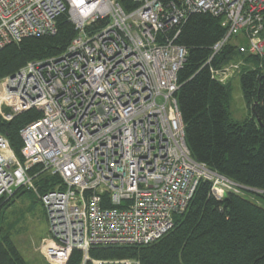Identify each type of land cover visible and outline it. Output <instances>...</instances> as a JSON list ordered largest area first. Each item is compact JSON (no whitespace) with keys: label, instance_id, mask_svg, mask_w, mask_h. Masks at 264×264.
Instances as JSON below:
<instances>
[{"label":"built area","instance_id":"2783aa9c","mask_svg":"<svg viewBox=\"0 0 264 264\" xmlns=\"http://www.w3.org/2000/svg\"><path fill=\"white\" fill-rule=\"evenodd\" d=\"M126 2L127 9L120 0H0V49L55 34L60 15L76 31L59 55L0 79L2 118L41 114L19 131L20 158L0 134V198L22 188L39 199L44 254L54 264H66L74 249L80 264H139L90 250L158 240L201 180L217 200L246 188L191 155L176 97L188 52L176 39L190 14L218 18L225 32L203 66L224 84L239 69L211 65L225 45L243 37L239 49L264 57V0ZM50 177L58 181L41 192L39 180Z\"/></svg>","mask_w":264,"mask_h":264},{"label":"trees","instance_id":"16d2710c","mask_svg":"<svg viewBox=\"0 0 264 264\" xmlns=\"http://www.w3.org/2000/svg\"><path fill=\"white\" fill-rule=\"evenodd\" d=\"M120 1L125 9L129 7L126 0ZM224 32L220 20L207 12L188 16L176 39L188 52L178 72L176 97L192 157L246 188L217 200L210 193V182L201 180L185 211L174 215L172 228L161 238L146 245L95 247L90 250L92 257L134 258L139 264H264V71L244 68L238 76L250 117L234 120L229 83H218L211 78L209 66H203ZM75 35L72 23L60 15L55 34L6 45L0 49V79L29 61L59 55ZM238 50L228 43L211 65L233 61ZM247 61L264 69V57L248 55ZM40 116L36 109L11 120L0 115V134L17 157H21L20 129ZM57 181L39 180L40 191L53 188ZM4 198H0V221ZM80 261L81 251L74 249L66 264ZM0 264H27L7 232L0 235Z\"/></svg>","mask_w":264,"mask_h":264},{"label":"rangeland","instance_id":"374dc122","mask_svg":"<svg viewBox=\"0 0 264 264\" xmlns=\"http://www.w3.org/2000/svg\"><path fill=\"white\" fill-rule=\"evenodd\" d=\"M244 42V38L239 37L236 45L243 47ZM238 51L234 55L232 62L236 63L239 69L233 72L224 84L229 83L232 90L231 117L234 120L241 121L250 117V109L246 106L247 104L242 97L238 76L244 68H257L261 71H264V69L259 63L258 65H252L250 64L251 62L247 61L248 55H254L246 52L244 48L243 50L240 48ZM46 231L47 220L45 211L34 194L18 188L7 198H4L1 211L0 235L6 232L9 234L11 241L27 264H54L49 262L44 254L45 239L47 238Z\"/></svg>","mask_w":264,"mask_h":264},{"label":"crops","instance_id":"0c3cea01","mask_svg":"<svg viewBox=\"0 0 264 264\" xmlns=\"http://www.w3.org/2000/svg\"><path fill=\"white\" fill-rule=\"evenodd\" d=\"M230 115H231V111H230Z\"/></svg>","mask_w":264,"mask_h":264}]
</instances>
